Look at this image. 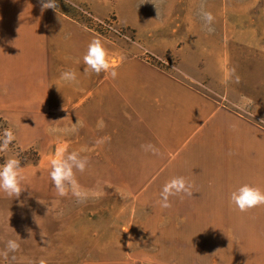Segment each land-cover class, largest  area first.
I'll list each match as a JSON object with an SVG mask.
<instances>
[{
  "label": "rangeland",
  "instance_id": "1",
  "mask_svg": "<svg viewBox=\"0 0 264 264\" xmlns=\"http://www.w3.org/2000/svg\"><path fill=\"white\" fill-rule=\"evenodd\" d=\"M55 5L41 11L40 0H0V33L6 32L0 37V74L8 69V58L34 53L23 49L25 42L54 43L46 27L51 16L74 23L109 44L111 68L162 70L219 101L232 113L231 122L237 120L232 148L238 154L231 163L239 169L243 164L248 184L264 191V0H55ZM201 8L214 17L211 32L203 27ZM82 9L116 21L135 40L119 39ZM48 53L56 67V57ZM53 72L58 73L51 67V83ZM94 78L101 84V75ZM117 79L109 76L110 121L104 124L109 140H102L103 125L92 122L100 107L55 109L54 101L69 99L68 92L0 91V131L14 135L0 151V163L14 156L25 177L18 197L0 194V264H81L125 255L139 264H264V204L240 212L229 203L230 192L242 183H194L191 196H170V207H160L164 183H146L150 172L134 170L133 124L112 139ZM93 95L89 100L101 99V92ZM120 110L130 121L128 108ZM57 143L87 158L85 171L74 172L87 193L82 200L71 192L58 196L48 178L46 158ZM101 148L121 154H92ZM204 208L225 215L236 234L189 235L185 218ZM141 221L161 231L147 235ZM9 239L19 247L5 254ZM123 245L136 249L122 251Z\"/></svg>",
  "mask_w": 264,
  "mask_h": 264
},
{
  "label": "crops",
  "instance_id": "2",
  "mask_svg": "<svg viewBox=\"0 0 264 264\" xmlns=\"http://www.w3.org/2000/svg\"><path fill=\"white\" fill-rule=\"evenodd\" d=\"M48 19L46 27L54 33L55 41L43 46L38 39L27 41L23 49H32L30 56L18 53V56L7 62L8 69L0 74V91H31L68 92L69 99H56L55 109L68 107L70 111H78L80 107L93 105L101 108L95 124L101 123L102 140H109L110 132L104 129V124L110 121L109 76L101 75V84L95 83V73L84 74L83 55L87 45L92 40H99L109 57V44L93 34L86 33L74 23L56 17ZM6 32L0 33L3 37ZM41 37H44V33ZM48 47V48H47ZM50 51L56 58L55 66L49 63ZM51 65V66H50ZM54 68L53 82L49 70ZM72 70L76 80L65 83L59 79L60 72ZM118 79L113 87L117 96L114 101L117 108V128H114L112 139L126 132V124L132 123L134 147V170L150 172L146 183H165L174 176H183L191 185L194 183H248V176L243 164L233 165L232 161L238 151L232 148V141L238 137L237 120L231 122L232 114L223 108L219 101L207 97L204 93L189 84L174 79L165 71L155 68H114ZM99 75L96 74L98 77ZM129 76L127 82L121 78ZM98 82L100 80H97ZM94 92H101L100 100L89 98ZM95 101V102H94ZM128 108L130 121L124 116ZM104 133V132H106ZM116 131V132H115ZM108 136V137H107ZM106 138V139H104ZM151 143L157 154L146 152L141 145ZM92 151V154L120 155V149L115 151ZM223 160L225 161L223 163ZM232 162V163H231ZM240 180V181H239ZM138 199H140L137 196ZM144 216L143 219H145ZM231 219V217H229ZM188 234L192 236L216 235L227 236L236 234L227 226L226 216L221 212L212 213L202 209L185 218ZM145 220H152L151 217ZM150 221H141L139 226L147 235H158L161 230L155 224L149 228ZM228 228V229H227ZM162 235H170L162 231ZM173 234V233H172ZM136 247L122 246V251H133ZM135 257L120 256L118 258H103L85 261L81 264H139ZM148 264V263H141Z\"/></svg>",
  "mask_w": 264,
  "mask_h": 264
},
{
  "label": "clouds",
  "instance_id": "3",
  "mask_svg": "<svg viewBox=\"0 0 264 264\" xmlns=\"http://www.w3.org/2000/svg\"><path fill=\"white\" fill-rule=\"evenodd\" d=\"M15 2V0H13ZM41 11L45 9H55V0H40ZM199 16L203 21V27L211 32L213 29L211 24L214 17L212 13L204 11L203 8L199 11ZM111 63L108 59V54L99 40H92L88 43L85 54L83 55L84 74L89 71L99 75L104 73L106 76L115 78L116 71L110 67ZM59 79L65 83H72L76 80V75L71 70L60 72ZM237 82L239 78H236ZM64 107V106H63ZM78 123V122H77ZM106 139V138H104ZM14 141V135L11 130L4 129L0 131V151L7 150L8 146ZM102 140H97L96 143H102ZM141 148L146 152L157 154L158 150L151 144L141 145ZM87 165V158L81 157L77 151L68 152L66 145L57 143L54 150L46 158V167L48 178L51 180L52 186L58 196L63 197L67 192L82 200L86 198L87 193L80 189L74 172H84ZM25 177L21 173L20 163L14 156L6 158L3 163H0V194L9 198H16L24 190L23 182ZM191 185L183 176H174L165 182L160 190V207L168 208L170 196H191ZM229 203L240 212L247 211L253 207L264 204V191L254 187L248 183L239 184L229 194ZM19 245L14 239H9L5 244V254L15 252Z\"/></svg>",
  "mask_w": 264,
  "mask_h": 264
},
{
  "label": "built area",
  "instance_id": "4",
  "mask_svg": "<svg viewBox=\"0 0 264 264\" xmlns=\"http://www.w3.org/2000/svg\"><path fill=\"white\" fill-rule=\"evenodd\" d=\"M82 12L86 17L88 18L90 17L91 19H96L100 25H108L114 31L116 37H118L119 39L127 40L130 42H133L135 40V36H133L132 31H128L127 29H125V27H123L119 23L116 24V21L106 22L98 18H95L94 15L87 9H82Z\"/></svg>",
  "mask_w": 264,
  "mask_h": 264
}]
</instances>
